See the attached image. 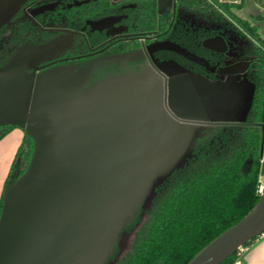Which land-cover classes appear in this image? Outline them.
<instances>
[{
  "label": "water",
  "instance_id": "obj_1",
  "mask_svg": "<svg viewBox=\"0 0 264 264\" xmlns=\"http://www.w3.org/2000/svg\"><path fill=\"white\" fill-rule=\"evenodd\" d=\"M23 1L0 0V27ZM211 40L222 41L205 39L204 45ZM164 47L191 55L168 40L148 49ZM55 51L56 41L26 43L0 63V126H18L34 142L26 169L3 192L0 264H106L117 231L133 222L152 183L166 176L190 145L191 151L204 124L258 125L259 156L264 154V122L216 115L224 95L234 92L230 87L243 80L195 76L203 83L182 86L174 78L187 76V69L170 61L158 64L160 71L89 82L97 66L132 59L133 53L79 67L47 66ZM262 233L264 187L240 220L185 264H220Z\"/></svg>",
  "mask_w": 264,
  "mask_h": 264
},
{
  "label": "trees",
  "instance_id": "obj_2",
  "mask_svg": "<svg viewBox=\"0 0 264 264\" xmlns=\"http://www.w3.org/2000/svg\"><path fill=\"white\" fill-rule=\"evenodd\" d=\"M230 5L222 0H176L172 37L194 50L207 48L202 39L215 33L216 27L199 25L198 17L221 25L232 23ZM4 43L0 39V52ZM254 49L257 59L251 64V102L243 120L262 122L264 49L255 44ZM13 126L1 125L0 137ZM260 137V127L254 124L203 127L190 154L154 185L147 206L140 208L129 225L128 229L135 228L132 248L120 254L116 246L106 264H185L212 238L240 220L260 194L259 180L264 175ZM33 146V138L24 131L4 189L26 169ZM236 257L237 251L220 264H232Z\"/></svg>",
  "mask_w": 264,
  "mask_h": 264
},
{
  "label": "flooded vegetation",
  "instance_id": "obj_3",
  "mask_svg": "<svg viewBox=\"0 0 264 264\" xmlns=\"http://www.w3.org/2000/svg\"><path fill=\"white\" fill-rule=\"evenodd\" d=\"M224 1L231 4L232 23L221 25L200 17L197 22L216 27L215 33L202 39V45L205 39L220 37L222 41H207V48L194 50L172 37L176 0L170 6L166 0H25L9 23L0 27V39L5 41L0 58L26 43L56 41L52 63L47 66L79 67L96 58L133 53L132 59L97 66L89 82L124 73L156 72L158 64L175 61L187 69L186 75L209 81L238 77L253 84L254 44L264 49V38L231 10L234 2ZM162 40L179 44L191 55L167 47L148 49ZM213 125L218 124L207 123L204 128Z\"/></svg>",
  "mask_w": 264,
  "mask_h": 264
},
{
  "label": "rangeland",
  "instance_id": "obj_4",
  "mask_svg": "<svg viewBox=\"0 0 264 264\" xmlns=\"http://www.w3.org/2000/svg\"><path fill=\"white\" fill-rule=\"evenodd\" d=\"M166 1H168L169 6L170 4H172V0H166ZM202 78L207 80L204 77ZM232 78H236V77H232ZM237 78H236V81H238ZM174 80L176 84L179 83L182 86H186V85L192 86L194 85V83L197 85H200L201 83H203V80H200L199 78H195V76L191 77L188 75L187 76L178 75L176 78H174ZM251 85L252 84L248 80H243L235 84L234 86L235 88L230 87L234 89V92L231 94L224 95L226 99L223 103V106L222 107L220 106L217 109L216 115L226 120L244 121L243 119L245 117V112L251 102V88H252ZM208 98L209 97L206 96V100H209ZM207 104L206 105L208 107L205 106L206 114L208 113L207 109L209 108V103L207 102ZM211 109L213 110L214 108H211ZM16 130L21 131L20 127L13 126L2 137H0V184H1L0 197L3 195V192H4L3 190L5 186V180H6V176L9 171L11 162L13 158L15 157V154L18 150V147H19V144L22 138L24 137V130H23L22 138L20 139L16 137V134H17ZM190 147L191 145L186 149L185 153L176 161L174 167L179 166L183 163L185 158L190 154ZM261 159H264V154H262ZM163 177H165V175L156 179V181L152 183L141 205V208L147 206L149 199L153 193L154 185ZM262 187H264V175L260 176L259 188H258L259 191L261 190ZM143 214H144V211H142V215ZM134 235H135L134 227H130L129 229L124 228V229H120L119 231H117L116 233L117 241L116 242H117V247H118V253L120 254L125 253L126 251H129L132 248V241H133Z\"/></svg>",
  "mask_w": 264,
  "mask_h": 264
},
{
  "label": "crops",
  "instance_id": "obj_5",
  "mask_svg": "<svg viewBox=\"0 0 264 264\" xmlns=\"http://www.w3.org/2000/svg\"><path fill=\"white\" fill-rule=\"evenodd\" d=\"M226 1L234 2L231 10L241 17L246 24L253 26L259 36L264 38V0ZM20 129L21 131L16 130V137L19 139L22 138L23 134V129ZM232 264H264V233L249 244L243 245L241 250L237 252V257Z\"/></svg>",
  "mask_w": 264,
  "mask_h": 264
},
{
  "label": "built area",
  "instance_id": "obj_6",
  "mask_svg": "<svg viewBox=\"0 0 264 264\" xmlns=\"http://www.w3.org/2000/svg\"><path fill=\"white\" fill-rule=\"evenodd\" d=\"M242 246H240L238 249H237V252H239L241 250Z\"/></svg>",
  "mask_w": 264,
  "mask_h": 264
}]
</instances>
